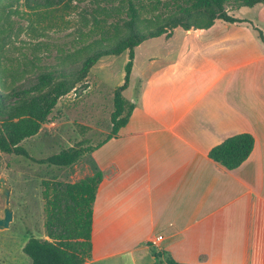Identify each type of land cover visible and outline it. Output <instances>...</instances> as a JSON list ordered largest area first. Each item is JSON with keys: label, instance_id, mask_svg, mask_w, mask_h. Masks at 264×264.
<instances>
[{"label": "crops", "instance_id": "obj_1", "mask_svg": "<svg viewBox=\"0 0 264 264\" xmlns=\"http://www.w3.org/2000/svg\"><path fill=\"white\" fill-rule=\"evenodd\" d=\"M256 5L264 10V2ZM241 19L247 21L220 22L224 30L207 38L222 20L181 28L179 47L197 55L225 42L237 26H250L259 38L257 27L264 36ZM242 43L234 64L222 66L211 52L207 71L198 62L203 56L180 54L139 80L128 122L90 154L103 176L85 264H168L167 256L180 264H264V49L251 40L255 51L243 58ZM260 61L261 70L244 71ZM232 70L233 81L223 82ZM241 132L253 135L254 147L240 165L227 169L208 156ZM157 235L163 238L151 247Z\"/></svg>", "mask_w": 264, "mask_h": 264}, {"label": "rangeland", "instance_id": "obj_2", "mask_svg": "<svg viewBox=\"0 0 264 264\" xmlns=\"http://www.w3.org/2000/svg\"><path fill=\"white\" fill-rule=\"evenodd\" d=\"M23 1L18 0L12 4L19 5V9L22 10ZM3 2L6 4L15 0H3ZM89 4L92 6L90 0H73L67 6L51 9L52 11L50 14L47 13L45 19L37 17L34 13L11 14L10 20L13 27L10 38L0 41V64L7 68L3 73V80L8 86L3 87L1 91L7 92L9 87H18L36 74L37 68L28 62L31 56L36 58L40 66L59 64L66 52H77L82 45L93 40L101 37L106 39L113 33L123 32L122 28L115 29L111 24L112 19L107 17L104 19L101 14L96 16L98 19L93 20L92 15L88 13L91 8ZM162 12L161 9L154 10L150 7L140 9L139 16L144 21L140 26L147 27L150 25L148 21H152ZM230 12L264 29L262 7L243 6L239 9H230ZM0 22L3 23L0 29H4L6 24L3 20ZM220 22L224 23L218 21L216 23L218 25L211 31H207L203 37H210L222 29ZM18 25L22 27L21 31H18ZM177 29L173 36L175 29L168 34L146 39L135 47L130 82L128 88L123 91L128 101L137 97L140 79L155 70L156 66L166 69L167 65H171L173 61H179L182 54H185V60L203 56L198 58V62L210 71L204 61L206 54L209 55L212 52L219 57L222 66H228L234 64L235 52L240 50V41L243 42V58H247V49L255 51V48L247 43L251 40L259 44L258 49H264V44L257 37L256 31L250 26L248 29L237 26L229 28L230 32L225 42L201 47L202 51L195 55L192 49L179 47L184 38L181 36L183 34L181 28ZM192 37L187 38L195 41L191 39ZM127 60V50L118 55L100 57L90 68L86 77L58 99L38 133L21 141L28 153L33 157L41 158L76 144L94 147L103 141L111 130L113 91L123 82L124 66ZM261 65L260 61L248 66L244 71L254 69L256 72L261 70ZM234 74L233 70L229 72L223 82L233 81ZM90 154L91 151L86 152L70 166L55 167L39 164L24 156L0 151V177L5 179L10 189L8 200L9 207L13 211L8 227L0 228V264H32L30 258L22 251V246L30 236L45 237L42 181L74 182L91 174L95 165ZM5 200L6 196L1 191L0 182L1 216Z\"/></svg>", "mask_w": 264, "mask_h": 264}, {"label": "trees", "instance_id": "obj_3", "mask_svg": "<svg viewBox=\"0 0 264 264\" xmlns=\"http://www.w3.org/2000/svg\"><path fill=\"white\" fill-rule=\"evenodd\" d=\"M0 0V21L6 27L0 29V41L10 38L12 33L11 14L23 12L34 13L37 17H47L51 9L67 6L73 0H24L22 10L19 5ZM81 1V0H78ZM92 6L88 13L93 20L100 14L104 19L110 18L115 29L123 32L113 33L109 38L101 37L93 40L77 50L68 51L59 64L40 66L36 58L28 59L30 65L37 68L36 74L26 83L18 87H9L7 92L1 91L5 85L3 73L7 68L0 64V151L24 156L39 164L55 167H67L75 163L86 152L101 146L108 139L115 137L126 125L134 111L135 103L128 101L123 91L128 88L133 66L135 47L146 39L168 34L175 28L189 30L192 28H208L216 20L228 23L247 21L234 16L230 9L252 7L264 0H90ZM150 7L163 10L148 21L150 25L140 26L144 21L140 18V9ZM28 17V16H27ZM3 24L0 22V25ZM18 31L22 27L17 26ZM259 38L264 36L257 27ZM127 50L128 60L124 66L122 84L113 91V110L110 114L111 130L106 138L94 147L76 144L46 157L31 156L21 144L25 138L38 133L41 125L47 121L48 115L58 99L71 91L90 68L104 55H118ZM1 53V48H0ZM25 65V64H24ZM24 71V70H23ZM254 137L248 132H241L226 137L213 146L208 156L227 169L240 165L251 153ZM103 173L95 169L74 182L43 180L41 195L44 211L45 237L30 236L22 246V251L30 258L32 264H85L91 257L93 203ZM159 257V253L153 250ZM168 264H180L167 256Z\"/></svg>", "mask_w": 264, "mask_h": 264}, {"label": "water", "instance_id": "obj_4", "mask_svg": "<svg viewBox=\"0 0 264 264\" xmlns=\"http://www.w3.org/2000/svg\"><path fill=\"white\" fill-rule=\"evenodd\" d=\"M1 182V191L6 196L5 205L3 207V215H0V228L8 227L10 221L13 217V211L9 207V195H10V189L7 187L5 183V179L3 177H0Z\"/></svg>", "mask_w": 264, "mask_h": 264}, {"label": "built area", "instance_id": "obj_5", "mask_svg": "<svg viewBox=\"0 0 264 264\" xmlns=\"http://www.w3.org/2000/svg\"><path fill=\"white\" fill-rule=\"evenodd\" d=\"M163 236L162 235H157V236H154L152 237L150 240H149V245L151 247H158L159 245V242L162 240Z\"/></svg>", "mask_w": 264, "mask_h": 264}]
</instances>
